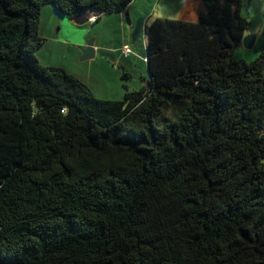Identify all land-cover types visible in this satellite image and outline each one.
<instances>
[{
    "label": "trees",
    "instance_id": "16d2710c",
    "mask_svg": "<svg viewBox=\"0 0 264 264\" xmlns=\"http://www.w3.org/2000/svg\"><path fill=\"white\" fill-rule=\"evenodd\" d=\"M132 1L0 0V264H264V49L232 57L244 0L150 20L149 74L121 99L43 62L45 5L98 20Z\"/></svg>",
    "mask_w": 264,
    "mask_h": 264
},
{
    "label": "rangeland",
    "instance_id": "374dc122",
    "mask_svg": "<svg viewBox=\"0 0 264 264\" xmlns=\"http://www.w3.org/2000/svg\"><path fill=\"white\" fill-rule=\"evenodd\" d=\"M132 3L130 21L127 12L122 13L125 17L124 27L120 25L117 20L118 15L115 13L101 14L97 22L94 21L98 17L92 19L87 26L78 27L75 17L60 13L52 4L45 5L42 10L41 31L46 42L40 49V53L47 54L46 59L54 64L64 65L73 72L79 71V74L86 81L88 80L94 94L99 98H123L126 88L121 84H142L139 73H134L131 78H125L126 72L123 67L121 65L114 66L113 58L107 56L109 53L105 54L103 51L99 52V58H103V61L99 58L95 62H93L94 59H81L83 50L86 49L88 43L98 36L97 44L101 48L110 47L111 49L113 46L117 47L122 36L126 35L125 43L133 45L136 51L135 57L138 59L137 61L134 59L136 69H143L145 75L148 76V67L145 62L146 24H149L150 20L155 17L184 20L199 18L195 11L194 0L188 2L186 0H144V2L138 0ZM262 3L263 0L243 1L241 12L251 20L253 30L262 31L264 28V10L260 11ZM263 49L264 34L261 32L253 48H246L244 43H241L234 49L232 57L236 60H253Z\"/></svg>",
    "mask_w": 264,
    "mask_h": 264
},
{
    "label": "crops",
    "instance_id": "0c3cea01",
    "mask_svg": "<svg viewBox=\"0 0 264 264\" xmlns=\"http://www.w3.org/2000/svg\"><path fill=\"white\" fill-rule=\"evenodd\" d=\"M134 2L135 1H138V0H133ZM132 1V2H133ZM188 1H191V0H186V2ZM130 3L129 6L122 10V11H119V12H112V13H115L118 15V21L120 23L121 26H125V17L122 15V13H125L127 12V17L130 21V12H131V9L133 7V3ZM141 2H144V0H141ZM194 6H195V11H196V14L199 15L200 17V14L201 12H203L205 10V5L203 3L202 0H194ZM237 6V5H236ZM264 10V0H263V3L260 7V11ZM104 14H110V13H104ZM139 15V14H138ZM97 16L94 15L93 13H82V14H79L78 16L75 17V23H77L78 27H85L87 26V24L94 18H96ZM100 19V18H99ZM184 20V19H183ZM186 20V19H185ZM197 19H193L192 21H195ZM98 20H95L94 22H97ZM264 27V26H263ZM263 30L262 31H259V30H253L252 28H250V30L248 31V33H254L256 35V42L255 44L257 43V40L262 32V34H264V28H262ZM45 35V34H44ZM125 36H122V40L120 42V44L117 46V47H112L110 49L109 48H101V46H99L97 44V38L98 36H96L94 39H93V46H94V52H95V56L91 59H94L93 62L97 61L98 58H99V52L100 51H103V53L107 54L109 53V55L107 54V56H110L111 58H113V61L112 63H114V66L116 65H121L124 69V71L129 75L127 78H131L134 76V73H139V78H146L147 76L145 75L143 69H140V70H137L136 69V64H134V61L138 60L135 56H136V51L134 50V47L133 45L132 46V52L130 54V56L128 58H125L123 55H122V47L124 44H126V40H125ZM81 45V44H80ZM85 47V45H84ZM110 49V51H109ZM42 54V57L45 56V59H43V62L45 64H54L52 63L50 60L46 59V55L44 52L41 53ZM101 61H103V58H99ZM135 59V60H134ZM107 61V60H105ZM58 65V64H57ZM105 65V64H104ZM76 74H78L80 77L83 78V76H81L79 73V71H76L75 72ZM85 79V78H84ZM142 79V84H145V80ZM88 81V80H87ZM130 85L131 88H138L141 84H135V85H132L130 83H127ZM121 85H124L123 83Z\"/></svg>",
    "mask_w": 264,
    "mask_h": 264
},
{
    "label": "water",
    "instance_id": "95a60500",
    "mask_svg": "<svg viewBox=\"0 0 264 264\" xmlns=\"http://www.w3.org/2000/svg\"><path fill=\"white\" fill-rule=\"evenodd\" d=\"M256 42V35L255 34H248L243 38V43L246 48H253ZM93 40L88 43L86 49L83 50L81 59H91L95 56Z\"/></svg>",
    "mask_w": 264,
    "mask_h": 264
},
{
    "label": "built area",
    "instance_id": "2783aa9c",
    "mask_svg": "<svg viewBox=\"0 0 264 264\" xmlns=\"http://www.w3.org/2000/svg\"><path fill=\"white\" fill-rule=\"evenodd\" d=\"M131 52H132V47L129 44H125L123 47L122 55L128 58Z\"/></svg>",
    "mask_w": 264,
    "mask_h": 264
},
{
    "label": "bare ground",
    "instance_id": "6f19581e",
    "mask_svg": "<svg viewBox=\"0 0 264 264\" xmlns=\"http://www.w3.org/2000/svg\"><path fill=\"white\" fill-rule=\"evenodd\" d=\"M202 1H203V0H202ZM203 3H204V2H203ZM204 5H205V4H204ZM236 7H237V6H236ZM205 8H206V6H205ZM201 13H202V12H201ZM200 15H201V14H200ZM198 19H199V18H198ZM198 19H197V20H198ZM197 20H195V21H197ZM249 30H250V29H249ZM248 34H251V33H248V32H247L246 35H248ZM253 34H254V33H253ZM246 35H245V36H246ZM241 43H243V40H242ZM126 44H129V43H126ZM124 45H125V44H124ZM124 45H123V47H124ZM129 45L131 46V44H129ZM123 47H122V51H123ZM131 47H132V46H131ZM145 60H146V58H145Z\"/></svg>",
    "mask_w": 264,
    "mask_h": 264
}]
</instances>
